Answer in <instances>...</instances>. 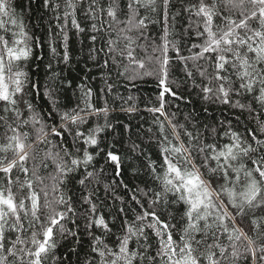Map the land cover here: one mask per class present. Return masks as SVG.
<instances>
[{
    "label": "snow or ice",
    "instance_id": "snow-or-ice-1",
    "mask_svg": "<svg viewBox=\"0 0 264 264\" xmlns=\"http://www.w3.org/2000/svg\"><path fill=\"white\" fill-rule=\"evenodd\" d=\"M42 6L51 13L47 39L28 30L15 0H0V264H67L71 254L79 264H264V0H43ZM70 33L87 36L85 63L100 69L102 80L94 89L97 77L88 68L71 107L61 93L73 80L57 71L71 60ZM45 45L52 81L44 85L47 113L33 101L41 85L29 70L43 60L35 50ZM176 65L183 77L170 79ZM145 77L159 90L146 109L158 157L135 142L131 151L147 161L155 187L129 189L120 180L125 201L115 196V181L105 183L109 205L92 187L105 171L98 158L114 166L116 177L122 158L102 134L114 128L116 100L122 112L139 111L118 82L136 87ZM181 85L234 110L235 124L226 118L201 131L192 113L180 122L169 109L170 101L185 100ZM69 184L79 185V196ZM65 241L69 256L58 257Z\"/></svg>",
    "mask_w": 264,
    "mask_h": 264
},
{
    "label": "trees",
    "instance_id": "trees-1",
    "mask_svg": "<svg viewBox=\"0 0 264 264\" xmlns=\"http://www.w3.org/2000/svg\"><path fill=\"white\" fill-rule=\"evenodd\" d=\"M17 10H23L25 23L28 26V30L42 39H47V27L51 18V13L43 8V0H15ZM69 40V52L71 60L68 65H59L57 71L62 70V75L68 79L73 80V87L66 88L61 93L62 101L69 104V107L73 106L76 102L78 92L76 95L73 94L75 85L80 83L84 75L87 73L88 68H92V73L97 79L91 81V86L99 88L102 85L100 79V69L93 67L92 62L87 60L88 46L91 43L87 36H81L79 39L73 36L71 33ZM83 40V44H81ZM99 46V45H97ZM36 55H42L43 60H33L29 64L30 74L33 79H38L41 85L40 95L34 96L33 101L37 107V110L43 109L45 113L49 111L50 105L47 103L43 96L44 85L51 84L49 80L51 73L46 75V64L48 63V51L47 47L43 49H36ZM103 55V53H101ZM106 58V57H105ZM39 65V67H37ZM183 72L180 65H176L172 70L170 79L182 78ZM113 79H115V72L113 71ZM175 87V86H174ZM127 89V90H126ZM157 81L152 77H145L142 81L136 82V87H132L130 84L125 85L123 82H118V92L127 97L129 94L136 98V107L139 109L138 112L126 113L120 111V100H116L113 105L116 111L111 113L110 119L114 125L113 129H108L106 133L102 134L105 138V143L113 146L112 150L119 154L122 158V171L121 176H114V166L106 164L102 158H98L97 168L103 167L105 169L102 176V183L99 185H92V187L99 189V195L109 205L113 204V194L111 192L105 193L104 184H114L115 196L123 197L125 201L129 200V194L123 188L122 185H118L120 180H123L124 184H127L129 189H134L137 186L140 189H146L155 187L152 177L149 174L148 169L145 167L147 161L144 160L140 151L137 150L135 153L131 151L132 143H138L145 150V155L151 154L153 159L158 157V148L155 143H150L149 138L152 133L148 132L150 127L155 131V127L152 124V114L147 112L148 107L153 106L156 103L158 95ZM180 94L185 97V100L170 101V111L176 112L177 119L180 122H184V118L188 113H192L195 119L192 121L197 127L203 131L205 125L209 128L217 126L218 122L227 119H232L235 124V118L233 111L229 110L226 106L219 104L206 103L196 95V91L189 87L181 85L179 87ZM191 101L189 103L188 101ZM127 107V105H125ZM207 108V112L204 109ZM243 120V117L241 118ZM129 125L128 129H125L123 125ZM242 131V128H241ZM210 136V133H208ZM211 142V141H210ZM51 170V169H49ZM118 185V186H117ZM69 189L76 196L80 195L79 185L69 184ZM115 204L119 206L120 201L116 200ZM135 206V205H133ZM179 207V206H178ZM107 213V209H102ZM68 227H72L68 225ZM178 239V236H176ZM69 243L67 241L61 242L56 250L58 257L69 256ZM84 250H87V240H84ZM85 251H81L80 247L77 246V253H79V261H83L85 258ZM48 264H52L51 260ZM67 264H79L77 254H71L70 260Z\"/></svg>",
    "mask_w": 264,
    "mask_h": 264
}]
</instances>
